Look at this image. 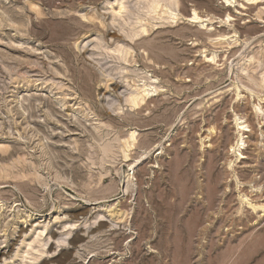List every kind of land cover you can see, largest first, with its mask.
<instances>
[{"label":"rangeland","instance_id":"374dc122","mask_svg":"<svg viewBox=\"0 0 264 264\" xmlns=\"http://www.w3.org/2000/svg\"><path fill=\"white\" fill-rule=\"evenodd\" d=\"M253 176L264 0H0V264H264Z\"/></svg>","mask_w":264,"mask_h":264},{"label":"bare ground","instance_id":"6f19581e","mask_svg":"<svg viewBox=\"0 0 264 264\" xmlns=\"http://www.w3.org/2000/svg\"><path fill=\"white\" fill-rule=\"evenodd\" d=\"M252 6H250V8H249V10L248 11H246L248 14H251V10H252ZM225 14H226V16L229 18V17H231V16H233L232 14H231V12L229 11V9L228 10H225ZM238 26H240L239 24H238ZM253 28H255V27H253V26H248L247 27V30H251V29H253ZM238 89V88H237ZM240 95L239 94H237V97H239ZM236 110H240V107H239V105H237L236 106ZM238 112V111H237ZM237 115H239V114H236V116ZM240 118H242V117H240ZM247 120H246V122L245 123H249L248 124V126H245L246 128L247 127H250L251 128V130H250V134L247 136V140L245 141V143H247V144H249L250 142H251V139L253 138V132H254V125L251 123V122H249V118H246ZM240 125V124H239ZM241 126H243L242 124H241ZM218 127V126H217ZM216 127V128H217ZM211 136V142L214 140V139H217V137L218 136H213V134H210ZM207 137H209V136H207ZM210 142V143H211ZM246 153V152H245ZM242 153V155H244L242 158L243 159H246V160H244L241 164H243V167H241L240 168V172H244L246 169H244L245 167L244 166H246V165H248V164H250V161H251V156L249 155V153ZM258 177H252V181L251 182H255L254 183V185L252 186V188L254 187V189L255 188H257L256 190H257V193H256V195L255 196H252V193L250 194V193H248V197L250 198H252V203H250V205L252 206V209H253V211H258V212H261V210H264V203L263 202H260L261 201V198H263L264 197V192H263V188H264V185H262V183L260 184L259 182H258V179H257ZM251 182H249L248 184H249V186H250V184H251ZM242 183H244V182H242ZM245 184H247V182H245ZM244 185V184H243ZM246 186L244 185V187H243V189L245 188ZM251 187V186H250ZM253 191V190H252ZM251 195V196H250ZM257 197V198H256Z\"/></svg>","mask_w":264,"mask_h":264}]
</instances>
